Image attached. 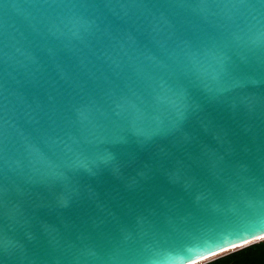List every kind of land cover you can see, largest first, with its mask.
<instances>
[{
  "label": "water",
  "instance_id": "obj_1",
  "mask_svg": "<svg viewBox=\"0 0 264 264\" xmlns=\"http://www.w3.org/2000/svg\"><path fill=\"white\" fill-rule=\"evenodd\" d=\"M252 224L264 0H0V264H191Z\"/></svg>",
  "mask_w": 264,
  "mask_h": 264
},
{
  "label": "flooded vegetation",
  "instance_id": "obj_2",
  "mask_svg": "<svg viewBox=\"0 0 264 264\" xmlns=\"http://www.w3.org/2000/svg\"><path fill=\"white\" fill-rule=\"evenodd\" d=\"M202 264H264V240Z\"/></svg>",
  "mask_w": 264,
  "mask_h": 264
},
{
  "label": "snow or ice",
  "instance_id": "obj_3",
  "mask_svg": "<svg viewBox=\"0 0 264 264\" xmlns=\"http://www.w3.org/2000/svg\"><path fill=\"white\" fill-rule=\"evenodd\" d=\"M247 233V235H242L240 233L235 234V238L224 239L223 237L219 239H208L204 242V252H214L217 249L225 247L227 244H234L237 240L246 239L247 236H254L258 233L264 232V227H260L258 225L252 224L243 230ZM198 255H203V253H199ZM189 259H193V257H189Z\"/></svg>",
  "mask_w": 264,
  "mask_h": 264
},
{
  "label": "bare ground",
  "instance_id": "obj_4",
  "mask_svg": "<svg viewBox=\"0 0 264 264\" xmlns=\"http://www.w3.org/2000/svg\"><path fill=\"white\" fill-rule=\"evenodd\" d=\"M263 239H264V237L261 238V239H259V241H260V240H263ZM253 242H256V241H251V242L245 243V244L241 245V247H242V246H245V245H248V244H251V243H253ZM236 248H238V247H236ZM231 249H235V248H231ZM231 249H228V250H231ZM228 250H225V251L220 252V253H218V254H215V255H213V256H211V257H208V258H206V259H202V260H200V261H198V262L191 263V264H200V263H203L204 261H206V260H208V259H210V258H212V257H214V256H217V255H219V254H221V253H224V252H226V251H228Z\"/></svg>",
  "mask_w": 264,
  "mask_h": 264
},
{
  "label": "rangeland",
  "instance_id": "obj_5",
  "mask_svg": "<svg viewBox=\"0 0 264 264\" xmlns=\"http://www.w3.org/2000/svg\"><path fill=\"white\" fill-rule=\"evenodd\" d=\"M264 240V239H263ZM261 241V240H260ZM249 245V244H248ZM246 246V245H245ZM240 250V249H239ZM235 251H237V250H234V249H231V250H228V251H226V252H224V253H221V254H219V255H217V256H214V257H212V258H210V259H208V260H206V261H204V262H209V261H212V260H214V259H216V258H219V257H221V256H225V255H227V254H230V253H232V252H235ZM203 262V263H204ZM200 264H202V263H200Z\"/></svg>",
  "mask_w": 264,
  "mask_h": 264
}]
</instances>
